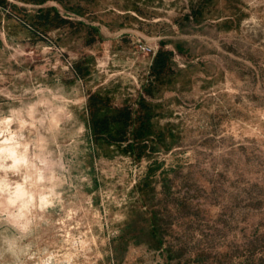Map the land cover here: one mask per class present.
Wrapping results in <instances>:
<instances>
[{
	"label": "rangeland",
	"instance_id": "rangeland-1",
	"mask_svg": "<svg viewBox=\"0 0 264 264\" xmlns=\"http://www.w3.org/2000/svg\"><path fill=\"white\" fill-rule=\"evenodd\" d=\"M3 1L0 120L28 165L0 179L34 203L22 233L0 197V264H264V0ZM93 94L132 108L126 140L93 135Z\"/></svg>",
	"mask_w": 264,
	"mask_h": 264
},
{
	"label": "trees",
	"instance_id": "trees-1",
	"mask_svg": "<svg viewBox=\"0 0 264 264\" xmlns=\"http://www.w3.org/2000/svg\"><path fill=\"white\" fill-rule=\"evenodd\" d=\"M20 2L32 5H42L51 0H19ZM61 3L63 6L68 7L72 2H77L74 7L84 9L81 5V2L86 1L88 3L93 2L94 0H53ZM1 4H5V1H0ZM13 9H16V6L11 5ZM74 9V8H73ZM42 12V11H41ZM30 15L26 14V18H29ZM40 21H44V26H54L56 22L60 23L62 20L59 17V14L55 13L53 16L50 11H46L44 14H40L37 17ZM34 27L37 24L34 23ZM172 53L169 51H160L155 57L153 66L151 69V76L153 80L149 83V86L145 90L147 95H152L153 89L156 88L157 82L165 79L169 75H173V65H172ZM79 73H82L80 68L77 69ZM141 113L136 120L139 121L140 125L135 131V134L138 137L144 136L143 134L149 128V123L152 119V116L149 115L150 106L146 101V98H141ZM145 112V113H144ZM88 113H89V123L90 129L93 132V135L97 139L111 138L112 140H117L115 138L119 137L123 141L126 140L127 130L130 127L131 122L134 120V113L131 107L115 108L110 105L109 100L98 95L93 94L89 98L88 102ZM119 124L121 127L117 132L112 131V125Z\"/></svg>",
	"mask_w": 264,
	"mask_h": 264
},
{
	"label": "clouds",
	"instance_id": "clouds-1",
	"mask_svg": "<svg viewBox=\"0 0 264 264\" xmlns=\"http://www.w3.org/2000/svg\"><path fill=\"white\" fill-rule=\"evenodd\" d=\"M14 119L9 117L4 120H0V137L8 136L7 139L0 141V171L5 172H19L21 166H27L28 161L26 159L27 146L25 145V153L23 155L18 154L17 149L21 145L15 143L16 136L11 132V126L14 123ZM21 125H24V122H20ZM14 145V146H13ZM8 161H11V164H8ZM43 163V161H41ZM35 167V165H33ZM37 182L43 181L42 173H38ZM31 178L28 176L24 177V183L27 184ZM54 195V192L50 190L48 196L40 197V207L43 210L44 207L51 205V196ZM7 197V208H5L2 215H7L8 221L11 223L13 228L18 229L22 233H27L30 231L32 221L28 219L30 215V208L34 203V197L28 195L24 190V185L17 183L15 189L13 190L12 186L7 182L6 179H0V197ZM0 207H4L0 204ZM10 209H16L15 212L10 211ZM4 243L7 245V252L16 255L17 243L15 240H6ZM44 264H50L49 261H45Z\"/></svg>",
	"mask_w": 264,
	"mask_h": 264
}]
</instances>
